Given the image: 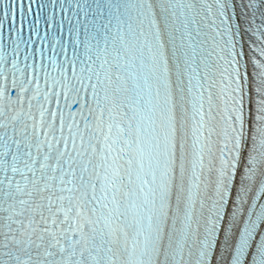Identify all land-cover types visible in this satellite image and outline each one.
<instances>
[{
	"label": "snow or ice",
	"instance_id": "1",
	"mask_svg": "<svg viewBox=\"0 0 264 264\" xmlns=\"http://www.w3.org/2000/svg\"><path fill=\"white\" fill-rule=\"evenodd\" d=\"M0 264H264V0H0Z\"/></svg>",
	"mask_w": 264,
	"mask_h": 264
}]
</instances>
